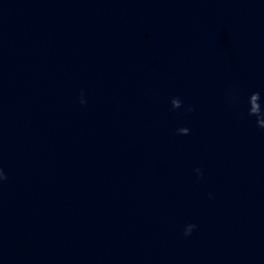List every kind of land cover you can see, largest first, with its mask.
Returning a JSON list of instances; mask_svg holds the SVG:
<instances>
[{
  "label": "water",
  "instance_id": "1",
  "mask_svg": "<svg viewBox=\"0 0 264 264\" xmlns=\"http://www.w3.org/2000/svg\"><path fill=\"white\" fill-rule=\"evenodd\" d=\"M0 264H264V0H0Z\"/></svg>",
  "mask_w": 264,
  "mask_h": 264
}]
</instances>
